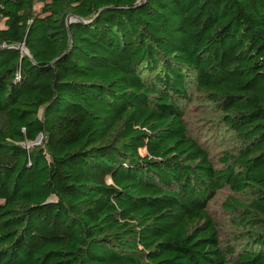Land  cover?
Listing matches in <instances>:
<instances>
[{"label": "trees", "instance_id": "16d2710c", "mask_svg": "<svg viewBox=\"0 0 264 264\" xmlns=\"http://www.w3.org/2000/svg\"><path fill=\"white\" fill-rule=\"evenodd\" d=\"M0 24V264H264V0H0Z\"/></svg>", "mask_w": 264, "mask_h": 264}, {"label": "rangeland", "instance_id": "374dc122", "mask_svg": "<svg viewBox=\"0 0 264 264\" xmlns=\"http://www.w3.org/2000/svg\"><path fill=\"white\" fill-rule=\"evenodd\" d=\"M34 11L39 14L40 6L36 5ZM20 49L23 55H27L23 47ZM185 123L190 136L208 151L215 166L220 167L218 158L225 151H231L235 143L229 131L219 120V113L206 102L195 99L185 113ZM141 153L144 155V151ZM231 196L232 193L228 189L217 192L216 196L210 200L208 210L216 224L221 243L240 249L244 243L238 239L241 229L233 222L235 215L225 212L226 208L223 204ZM228 264H235V262L231 260Z\"/></svg>", "mask_w": 264, "mask_h": 264}, {"label": "built area", "instance_id": "2783aa9c", "mask_svg": "<svg viewBox=\"0 0 264 264\" xmlns=\"http://www.w3.org/2000/svg\"><path fill=\"white\" fill-rule=\"evenodd\" d=\"M38 142H39V141H38ZM38 142H37V143H38Z\"/></svg>", "mask_w": 264, "mask_h": 264}]
</instances>
